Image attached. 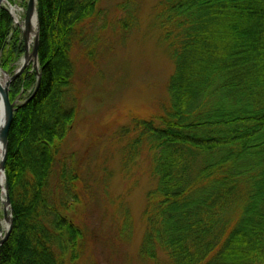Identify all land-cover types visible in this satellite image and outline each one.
<instances>
[{
    "label": "trees",
    "instance_id": "1",
    "mask_svg": "<svg viewBox=\"0 0 264 264\" xmlns=\"http://www.w3.org/2000/svg\"><path fill=\"white\" fill-rule=\"evenodd\" d=\"M105 1L37 0L39 71L29 67L10 89L11 101L30 94L9 133L13 225L0 264H79L85 253L87 229L74 216L88 191L83 160L63 151L77 121L72 54L77 47L95 62L109 26L126 38L138 20L135 1L112 9ZM153 21L174 63L170 102L118 131L123 167L148 151L157 180L138 257L264 264V0H160ZM22 51L21 31L2 8L0 66L11 71ZM131 232L125 219L120 236Z\"/></svg>",
    "mask_w": 264,
    "mask_h": 264
},
{
    "label": "rangeland",
    "instance_id": "2",
    "mask_svg": "<svg viewBox=\"0 0 264 264\" xmlns=\"http://www.w3.org/2000/svg\"><path fill=\"white\" fill-rule=\"evenodd\" d=\"M120 1L124 0H106L103 5L112 9ZM133 1L138 5V20L126 38L110 31L109 26L105 50L95 62L87 60L77 47L72 54L77 68V121L63 151L76 152L83 160L88 190L74 214L88 235L79 264H147L139 259L138 251L145 230L147 194L157 184L152 155L145 151L124 168L126 140L118 131L135 116L153 118L163 113L170 102L168 82L174 63L153 21L160 0ZM12 2L23 9L24 16L27 0ZM113 19L111 13L109 20ZM22 44L24 55V39ZM12 67L10 76L20 67L18 60ZM29 94L19 95L17 104H23ZM9 211L13 218L11 207ZM4 217L0 209V235ZM125 219L132 224L129 238L120 236ZM167 259L160 253L159 264H168Z\"/></svg>",
    "mask_w": 264,
    "mask_h": 264
},
{
    "label": "water",
    "instance_id": "3",
    "mask_svg": "<svg viewBox=\"0 0 264 264\" xmlns=\"http://www.w3.org/2000/svg\"><path fill=\"white\" fill-rule=\"evenodd\" d=\"M7 2V0H0V9L2 8L3 4ZM34 13H37V0H28L27 2V8H26V15H25V21L27 24V29L26 31H23V36H24V40H25V58L21 64V66L18 68V70H16L15 74L12 75L11 77L7 78L6 81H4V83H2L0 81V103L2 106V109L4 111L3 114V118L2 120H0V138L5 140V154H4V158L1 162V168L3 170L4 173V177H5V182H6V189H7V202L9 207H11V198L9 195V187L7 184V176H6V159H7V152H8V144H9V132H10V128L14 119V115H15V111L17 110V102L11 101L10 98V88H11V84L12 82L19 77L24 70L27 68V66L29 65L30 61L33 60V64L36 66L38 65V55H39V28L37 31V34L35 36V40H34V44H33V48H32V57L29 56V46L27 44V37H28V30H29V23L31 20V17ZM38 16V13H37ZM0 70H2L3 73H5V75L7 74V71L3 70L2 67H0ZM40 80V78H39ZM35 95V93H34ZM33 95V96H34ZM6 217V214H5ZM11 218V222H10V226L8 231L6 232V234L2 237V235H0V246L5 242V240L9 237L10 232L12 230V225H13V218H12V214L10 215Z\"/></svg>",
    "mask_w": 264,
    "mask_h": 264
},
{
    "label": "bare ground",
    "instance_id": "4",
    "mask_svg": "<svg viewBox=\"0 0 264 264\" xmlns=\"http://www.w3.org/2000/svg\"><path fill=\"white\" fill-rule=\"evenodd\" d=\"M7 4V3H6ZM8 10H10V13L13 17L14 20V26L15 28H19L23 31H26L27 29V24L25 21V15L26 12H24V16H23V9L21 7H19L18 5H14L12 7H9ZM25 11V10H24ZM38 16L37 13H34L31 17L30 23H29V32H28V37H27V44L29 46V56L32 57V44L35 40V36L37 34L38 31ZM25 58V55H20L18 57V62L20 63V65L22 64L23 60ZM8 78V76H4L3 74H1L0 71V81L2 83H4V81H6ZM21 96V94H20ZM28 98V97H27ZM27 98L25 100H27ZM3 114L4 111L2 109L1 103H0V120H2L3 118ZM10 133V132H9ZM5 140L0 138V166H1V162L4 158V154H5ZM0 190H1V196H0V209L4 210L6 217H4V221H2L1 223V235L2 237L6 234V232L9 229L10 226V222H11V218H10V211H9V205L7 202V189H6V182H5V177H4V173L2 168L0 167Z\"/></svg>",
    "mask_w": 264,
    "mask_h": 264
}]
</instances>
